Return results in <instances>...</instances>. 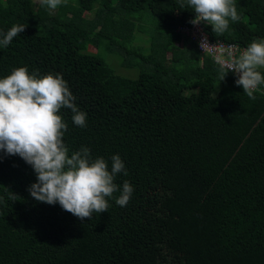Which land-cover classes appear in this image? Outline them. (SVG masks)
Wrapping results in <instances>:
<instances>
[{
	"label": "trees",
	"instance_id": "trees-1",
	"mask_svg": "<svg viewBox=\"0 0 264 264\" xmlns=\"http://www.w3.org/2000/svg\"><path fill=\"white\" fill-rule=\"evenodd\" d=\"M181 3L0 4V32L26 25L0 46V78L18 67L60 74L86 113L85 127L58 113L69 156L88 147L110 171L118 154L127 175L114 183L134 189L126 206L109 198L108 211L81 221L31 197L33 168L0 151V264H264V85L251 100L233 72L221 80L226 70L176 31L195 16ZM234 3L240 19L206 32L244 49L264 40V0ZM142 21L155 25L146 51L134 43ZM110 54L137 76L117 74Z\"/></svg>",
	"mask_w": 264,
	"mask_h": 264
},
{
	"label": "clouds",
	"instance_id": "clouds-1",
	"mask_svg": "<svg viewBox=\"0 0 264 264\" xmlns=\"http://www.w3.org/2000/svg\"><path fill=\"white\" fill-rule=\"evenodd\" d=\"M66 0H38L41 6L55 10ZM191 8L195 16L189 22L211 26L216 35L229 29V22L240 19L234 0H186L181 9ZM26 25H13L6 33L0 32V46L7 47L15 37L25 31ZM204 54L236 75L235 84L255 100L254 92L264 85V40H253L238 56L232 52H219L209 44L206 35L199 42ZM76 97L60 74L38 76L26 67L14 68L0 78V151L5 155H18L35 174L36 180L28 191L36 201L59 204L63 210L81 221L91 220L94 214L108 211L109 198L121 207L128 204L133 187L128 181L122 189L114 183L119 173L127 175L124 162L116 154L111 157V170L103 157L92 158L90 149L82 146L69 156L63 136L67 124L59 111L70 109L76 126H86V113L75 104ZM119 191L118 197L114 193ZM12 192L10 199L15 201Z\"/></svg>",
	"mask_w": 264,
	"mask_h": 264
},
{
	"label": "built area",
	"instance_id": "built-area-1",
	"mask_svg": "<svg viewBox=\"0 0 264 264\" xmlns=\"http://www.w3.org/2000/svg\"><path fill=\"white\" fill-rule=\"evenodd\" d=\"M176 31L186 36L190 41L196 43L198 50L202 56L206 55L212 58L210 54H204L203 50L199 46V42L205 35L209 44H213L215 49L219 52H223L225 54H227L228 52H232L234 55L238 56L244 50L243 47H240L235 43L226 42L221 39H212L211 36L206 32L205 24L203 23H201L200 25H193L191 23L189 25H179Z\"/></svg>",
	"mask_w": 264,
	"mask_h": 264
},
{
	"label": "rangeland",
	"instance_id": "rangeland-1",
	"mask_svg": "<svg viewBox=\"0 0 264 264\" xmlns=\"http://www.w3.org/2000/svg\"><path fill=\"white\" fill-rule=\"evenodd\" d=\"M6 0H0V4H5ZM35 4H38V0H34ZM57 10V8L55 10H52V12L54 13ZM93 12H88L86 13V16L88 18H92L93 17ZM156 22V20H155ZM138 27H137V31L135 33V38H134V43L142 46L143 50L146 51L147 47L149 45V32L153 31L155 25L152 23H149L148 21H142L141 23H137ZM121 57V56H120ZM109 59L111 61V64L113 65V67L116 69V73L119 75H123V76H127L130 78H134L137 76V71L135 69L132 68H126L123 65H121L119 57L116 55H109Z\"/></svg>",
	"mask_w": 264,
	"mask_h": 264
}]
</instances>
